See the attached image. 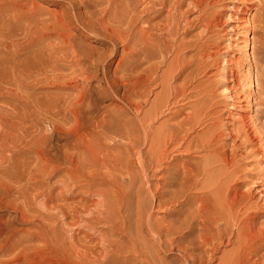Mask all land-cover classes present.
<instances>
[{
	"label": "bare ground",
	"instance_id": "6f19581e",
	"mask_svg": "<svg viewBox=\"0 0 264 264\" xmlns=\"http://www.w3.org/2000/svg\"><path fill=\"white\" fill-rule=\"evenodd\" d=\"M29 1L0 0V96L3 89L13 91L29 86L33 76L21 63H5L10 47L7 41L14 42L17 32L27 34L33 23ZM228 1L82 0L79 11L73 0L75 23L82 31L101 38L104 49L79 46L65 30L52 39L53 45L57 44L54 49L60 51L63 59L72 58L69 75L62 73L56 63L52 68L57 73L55 85L67 91L63 100L48 109L55 125L53 130L58 133L61 130L64 135L67 124H72L70 131L66 129L65 145L58 143L62 153L50 155L47 138H31L26 131L19 134V127L31 117V112L41 109L31 97L19 112L0 110V164H8L5 189L18 203L14 209L20 223L26 226L12 230L0 242V264H264L256 248L260 242L264 243V225L259 226L258 216L249 212L250 200L256 193L264 205V178L259 176V181L246 188L238 182L236 170H230L237 155V145L229 143L235 138L230 128L213 125L198 141L191 138L194 127L210 116L206 103L193 106L176 125L165 121L155 126L171 106L193 94L189 91L198 88L197 77L211 65L209 59L217 58L207 54L206 43L201 45L204 36L189 40V27L195 22L202 23V33L220 29L231 41L227 44L231 54L239 40L243 53L250 54L248 33L255 24L245 17L251 10L246 3L258 1L264 11V0ZM221 5L234 14L219 12L217 8ZM212 9H216L213 16L209 14ZM194 12L200 13L196 20L191 19ZM226 20L232 24L224 27ZM13 22L23 23L14 28ZM193 48H199L195 63L183 59ZM261 53L264 54V44ZM56 54L52 56L57 57ZM119 54L115 76H120L125 88L119 99L133 112L131 118L123 109L103 111L92 101L93 97H117L120 92L106 73ZM231 59L218 57L215 61L222 65L220 78L224 80V86L215 91L222 93L225 101L221 104L226 103L229 109L250 111L253 75H248L247 80L251 91L236 94L235 87L225 86L231 82L239 86L240 71L231 68ZM256 61L258 69V64L264 63V56ZM101 76L103 80L98 81V88L91 91L86 87ZM262 76L257 71L254 81L258 88L264 83ZM152 84L160 88L157 94L151 91ZM151 94L155 95L153 101L149 100ZM240 118L248 128V135L253 121L243 114ZM108 141L113 144H106ZM22 152L27 156L17 160L16 155ZM202 152L207 155L200 162L165 171L154 194L152 189L147 187L144 191L137 185L140 175L136 171L147 177L153 168H162L173 153L178 156ZM60 173L63 180L52 188L59 187L61 192L59 189L56 195L52 188L44 190L46 179ZM99 184L110 188L106 192L91 191ZM69 199L74 201L67 204ZM36 206L45 212L36 215ZM158 211L166 217L155 218ZM60 215L62 223L69 216L76 215L82 220L92 216V230L100 233L95 246H91L94 239L80 238L81 230H74L76 224L65 244L51 225ZM98 225L109 229L110 234L99 232ZM17 233L23 237L14 241ZM35 240L43 243L41 249L33 244ZM229 247L231 250L227 252ZM176 253L179 258L169 261Z\"/></svg>",
	"mask_w": 264,
	"mask_h": 264
},
{
	"label": "rangeland",
	"instance_id": "374dc122",
	"mask_svg": "<svg viewBox=\"0 0 264 264\" xmlns=\"http://www.w3.org/2000/svg\"><path fill=\"white\" fill-rule=\"evenodd\" d=\"M81 1L82 0H74V3L77 5L76 6L72 4L73 0L71 1L70 0H30L29 3L31 4L30 5L31 11H29V13L33 17V23L29 28V32L27 34H22V33L17 32L14 35L16 38L14 42H12L11 40H9V42L7 41V44L10 45V47L6 53L5 63L6 62H8L9 64L21 63L25 69H28L29 72L33 74V76L28 81L29 86L25 88L13 89V91L3 89L4 93L3 95L0 96V110L8 109V112H12V111L19 112L21 109V106L22 105L24 106L25 102L28 101L30 97L35 103H38L41 107L40 111L31 112V117L28 120L24 121L19 127L20 129L19 134L22 131H26L28 133V136H30L31 138H36V139L37 138H47L48 139L47 141L50 140L49 142L51 143V146H49L50 143L47 142L48 143L47 145L49 146V147L47 146V150L50 149L48 152L50 155L57 154V152L62 153L61 146L65 145V142L63 141L64 140L67 141V139H65L66 129L67 130L70 129L72 125L71 123L69 125L67 124V126L65 127L66 129H65L64 135H63V132H61V130L59 133L57 130L54 131L53 129L55 125H53V118L51 117V114L48 110L51 105H53L57 101L59 103L61 100H63L62 98L63 94L67 93V91L64 88L62 87L58 88L55 85L54 77L57 73L52 72L53 65L55 63L58 64L62 69L61 70L62 73L66 75H69L72 72V70L68 66L71 64V60H72L71 56L69 57L70 59L62 58V54H60V51L57 52L54 49V46L57 44L53 45L54 43V40L52 41L53 37H55V35L59 36V33L63 34V32L61 31L65 30L66 34L70 38H72V40H74L75 43L79 44V46L81 45L85 47L86 49H91V50L99 49L100 51H102L104 49L101 46L102 45L101 38L97 36L96 38L93 34L90 33L91 35H89L88 32L82 31L80 27H78L79 25L75 23L76 20L74 19V16H72L74 15L73 8L76 6L75 7L76 9L78 8L80 9L81 3H82ZM228 2H229L228 0H225V3H228ZM253 2L246 3V6L249 7L251 10H249L248 15H245V17H247L251 21V24L253 23L255 24V27H252L253 29L250 30L252 33L251 32L248 33V40L250 44L248 50L250 54L245 55L243 53V47H242L243 45L240 40L238 41V43L234 44V47H233L234 53L231 54L232 52L230 48L229 47H228L229 49L227 48V44H229L231 41L227 40V37L225 36V34L222 33L221 30L218 28L213 29L212 32L202 33L201 32L202 23H199V22H195L193 26L189 27V31L191 32L188 35L189 40H195L197 38H200V37L202 38V36H204V39H202L201 41L202 42L201 45H203V43H206L207 54H211L217 58L218 57L219 58H232L231 63H230L231 68H234L240 71L239 86L234 85V82L233 84L232 82L227 83V85L225 86H229V87L231 86L230 88L235 87L234 91H236V94L242 95V94H247L251 91V90H248L249 85H248L247 80L249 79L248 75L252 73L253 75V97H255L254 99L256 100H253V97H252L251 110L250 111H245V110L235 111V110L229 109L230 107L228 108V105H226V103L221 104V102L222 101L224 102L225 99H222V95H221L222 93L218 92L217 94L215 90L217 88H220L224 82V80L220 78V69L222 68V65L218 64V62H215L217 58H214V59H209L211 65L208 67L206 72L201 73L197 77L198 82H196L195 86H197L198 88L194 89V91L193 90L191 91V89L189 91L191 93L193 92V94H190L188 99L180 100L176 105L171 106L169 111L167 112V115H165L163 119L160 120L159 123L155 125L159 127V125L165 121H169L170 125H176L180 121L183 120V118L186 116L185 114L189 113L193 106L206 103L207 104L206 107L208 109L210 108V113H209L210 116L204 118L198 126L194 127V130L191 133V138L194 137L198 141L200 139L199 136H201L203 132L205 133L213 125H217L220 127L223 125H227L235 137L233 140H231L232 142H229V143L230 144L232 143L231 146L234 144L237 145L235 146L237 149L236 151L237 155L235 157L236 161H235L234 167L231 168L230 170H233V169L236 170V178H238L237 179L238 182L243 183V188L248 187L249 185H251V183L259 181L258 179L259 176H263L264 178V83H262V88H258L257 84H255L256 82L254 81L257 77V71L259 72L260 76H262L263 74L264 63L258 64V69H257L256 60L264 56V54L261 53V49L264 44V27H263L264 11L260 9L258 1H253ZM71 6L72 7L74 6V7L72 8ZM217 9L220 10L219 12H222L223 14H227V15H232V13L234 14L233 11L228 10L224 6L222 7V5L220 6V8H217ZM215 10L216 9H212L211 11H209V14L212 16L215 15V12H216ZM79 11H82V10L80 9ZM56 16L57 18L59 17L58 19L60 20H58ZM198 16H200V13L194 12V14L191 16L192 17L191 19L196 20V17ZM54 19H57V20H54ZM61 20H63V22ZM22 23L23 22H20L18 24V23L13 22V27L15 28L19 25H22ZM229 24H232V21L226 20L223 26L224 27L229 26ZM60 25H63V29H61ZM242 31L244 32V30ZM48 43H50V45ZM46 48H49V49H46ZM119 51H121V49ZM198 51H199V48H193L189 53L183 56V59H185L188 62H194V61L196 62V55ZM53 53L54 55L57 53L58 56H60V58L58 56L53 57L52 56ZM229 53L231 55H229ZM119 60H120V54L117 55L111 61V64L106 69L107 77H109L108 79L112 80L111 82L113 84L115 82L116 83L114 84L115 86L118 85L117 86L118 89L115 88L114 86L115 89L120 91L119 92L116 90L117 92H119L117 94L118 98L116 96L115 97L114 96L100 97L98 99L97 97H95L96 98L95 100V98L92 96L93 97L92 101L93 103H96L95 105L98 108L100 107V109H102L103 111L105 108L107 109L110 108V110L114 108L116 109L120 108L119 110L123 109V111H125V113H128L129 117L131 118L134 116L132 115L133 112L131 113V111L128 110L129 108L126 106V104H124V102L119 99V98H122L121 96H123L125 92L124 90L125 88L123 87L120 81V76L119 77L115 76V70L119 63ZM263 78L264 76L261 77L262 81H263ZM102 80L103 79L101 76L99 77V79L97 80L94 79L93 81H90L88 83L86 82L87 84L86 83L85 84H86V87L88 86V89L92 91V90H95L97 86H99L98 81H102ZM30 84H32V86H30ZM80 84L82 83L80 82ZM151 87H152L151 91L153 92V94L155 93L157 94L160 91V88L157 87L158 89H156L155 88L156 85L154 84H152ZM209 90L212 92L211 93L207 92ZM154 98H155V95L151 94L149 97V100L153 101ZM147 109L148 107L145 110ZM106 111L107 110H105V112ZM240 114H243L246 117H250L252 119L253 123L251 124V129L249 130L252 133L248 132V135H247L246 132L248 131V128L246 129V127L244 126V122H242V119L240 118ZM51 133L53 134V136H51L52 135ZM249 133L251 135L253 134L254 137L249 135ZM54 134L59 136L58 137L59 140L57 136H55ZM249 136L250 138L251 137L252 138L249 139L248 138ZM60 138H62V141H60ZM252 139L254 141L256 140V142L253 143ZM59 142H60V145L62 144L61 146L58 144ZM106 144L112 145L113 142L108 141V143L106 142ZM196 146L197 144L194 143L193 145L194 150L196 149ZM56 148L57 149L60 148V149L57 151ZM112 153L115 154V151H112ZM176 154L177 153H173L171 155L170 160L166 161V163L163 165L164 167L162 166V168H158V169L153 168L154 170L152 169V172L148 173L147 177L146 176L143 177L142 173L140 174V172L138 173L136 171V173L140 175L139 178L137 179L139 182V183L137 182V185L142 186L143 190L144 189L148 190V188L152 189V194H154L156 190V185L162 182L161 180H159V178L163 176L165 171L167 170L171 171L172 169H174V167L181 168L184 164H189V163L194 164L196 162H200L207 155L206 152L192 153L190 155L181 154L178 156ZM25 156L27 155L24 154V152H22V154L20 153L16 155V159L17 160L24 159ZM134 161L135 159H133V164L134 163L136 164V161L135 162ZM7 165L8 164H0V183H1L0 184V242L4 240V237L8 236L12 230L16 231V230H20L26 227L22 223H20V221L18 220L19 215L14 209L18 203L15 202L14 200L15 198L13 196L11 197L9 195V191L5 189V179L4 178L6 176L5 168L7 167ZM63 177H64L63 173H60L59 175H56L54 177L53 176L52 177L50 176V178L48 177L46 179V183L44 182V190L47 191L48 189L59 184V182L63 180ZM140 178L142 179V181L140 180ZM145 182H147L148 184ZM141 183H143L144 186ZM152 185H155V186H152ZM94 187L95 188H93L91 191L97 192V193H99L100 190L101 192L102 191L106 192L107 190H109L108 188H110V186L108 185L103 186L101 184H99V186L96 185ZM52 189L56 195H58V193L61 192V189L59 187H55ZM59 189H60V192L58 191ZM258 198H259V195L258 193H256V195H254L253 198L250 200V205L252 206V208L249 212L258 216L257 217L258 224L260 223L259 226L262 227L264 225L263 224L264 223V205ZM73 201L74 200L69 199L68 201H66V203L70 204ZM37 207L39 206H36L35 208L37 209ZM37 211L40 213L34 212L36 215H40L43 211L45 212V210H43L41 207L40 209L38 208ZM78 217L79 216H76V215L75 217L69 216V218L66 219L65 223H62V218L60 215L58 217H55L51 223V225H53L56 228L58 234L63 238V241L65 244H67V238L69 237V232L70 230H72V227H74L75 224L77 227H75L74 230L75 231L81 230L80 234L81 233L82 234L80 235V238H84V237L88 238L87 239L88 241L93 240V239L95 240L96 237H98L100 234L92 230L93 228L91 226L92 221L90 219L92 216L87 215L85 216V219L83 218V220ZM158 217L165 218L166 216H165V213H161V211H158L155 214V218H158ZM14 219H16V221H14ZM97 228L99 232L100 231L106 232L105 233L106 235L110 234L108 233L110 232L109 229L104 230V227H101L100 225H98ZM84 231L85 233L87 232L86 233L87 235H85ZM22 237H23L22 234L20 235V233H17L16 237L14 238V241ZM92 243L94 245H92ZM33 244L37 247V249H41L43 246L42 245L43 243L39 242L38 240H35ZM95 244H96V240L91 242V246H95ZM256 248L258 249V252H259L258 256L261 257V259L263 260L264 259L263 257L264 256V243L260 242ZM230 250H231V247L226 249L227 252ZM178 255L179 253H176L172 255L168 260L169 261L176 260L179 258Z\"/></svg>",
	"mask_w": 264,
	"mask_h": 264
}]
</instances>
